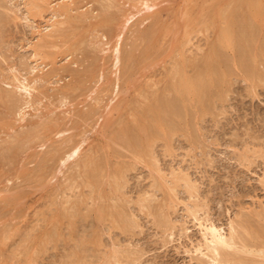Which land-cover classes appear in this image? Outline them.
<instances>
[{
	"label": "rangeland",
	"instance_id": "374dc122",
	"mask_svg": "<svg viewBox=\"0 0 264 264\" xmlns=\"http://www.w3.org/2000/svg\"><path fill=\"white\" fill-rule=\"evenodd\" d=\"M76 1L0 0V264H210L198 226L204 222L225 236L240 232L236 241L245 240L233 255L245 264H264V242L246 237L264 234V0ZM144 4L147 11H141ZM230 14L237 34L244 27L257 32L251 57L259 80L239 64L246 57L240 59L237 39L227 36ZM118 38L121 62L115 66ZM216 39L221 53L216 43L209 49ZM215 54L228 60L226 80L212 89L222 100L212 96L215 101L202 108L188 102L186 119L181 108L178 122L163 118L178 134L162 121L152 127L155 141L148 138L146 150L125 149L118 130L137 112L148 116L147 110L173 97L168 82L178 62L194 65L186 66L189 75L195 64L201 69L215 61ZM19 80L31 87L30 97L17 90ZM142 118L140 124H147ZM75 146L78 156L65 160ZM89 159L100 164L94 162L95 171L84 166Z\"/></svg>",
	"mask_w": 264,
	"mask_h": 264
},
{
	"label": "bare ground",
	"instance_id": "6f19581e",
	"mask_svg": "<svg viewBox=\"0 0 264 264\" xmlns=\"http://www.w3.org/2000/svg\"><path fill=\"white\" fill-rule=\"evenodd\" d=\"M78 1V0H77ZM76 1V2H77ZM104 1V0H103ZM244 1V0H243ZM83 2V1H82ZM93 2H95L94 0H93ZM105 2V1H104ZM104 2H102V3H104ZM95 3H97V2H95ZM241 3V5H244V4H242V2H240ZM244 3V2H243ZM99 4V3H98ZM100 5V4H99ZM237 6V5H236ZM258 6V5H257ZM238 7V6H237ZM243 7V6H242ZM241 7V8H242ZM249 7H252V6H249ZM255 7V6H254ZM253 7V8H254ZM259 7V9L261 10V8H260V6H258ZM257 7V8H258ZM150 7L149 6H147V5H145L144 4V6H143V9L141 10V11H147L148 9H149ZM232 9V11H234L233 9H235V8H231ZM243 9V8H242ZM256 9V8H255ZM104 10V9H103ZM237 10H238V8H237ZM236 10V11H237ZM246 10V9H245ZM257 10V9H256ZM256 10H254V11H256ZM260 10H257V11H260ZM98 11H102V9L101 10H98ZM236 11H234V12H236ZM239 11V10H238ZM238 11H237V13H238ZM241 11V10H240ZM244 11V10H243ZM242 11V12H243ZM250 11V10H249ZM257 11L255 12L256 14H257ZM140 12V11H139ZM234 12H232L231 14H234ZM229 13V12H228ZM227 13V14H228ZM262 13V12H261ZM231 14L230 15H228V25H227V27L229 28V30H230V32H229V30H227L226 28V25H225V29L227 30V32H229V34H227V36L229 37V39L231 38V36H232V39L233 38H235V39H237L236 40V44H235V46L239 49V53L241 52V54L243 55V57H241L240 59L242 60L244 57H246V58H244L245 60H244V62L243 63H240V62H242V61H239V64H241V65H243L241 68L243 69V71H249L251 74H249V75H251V78H254L255 77V74H256V64H257V62H256V59H255V57L253 58V57H251L252 55V53H251V51H252V47H254V46H256V45H254V43L256 44V41L257 40H259L258 38L257 39H255V37H256V35H257V32L255 33L254 32V29L253 28H251V27H248V29H246L244 26L246 25L245 23H243V22H240V24L242 25V24H245L244 26H242V27H244L242 30H240L239 31V34H240V38H242V39H239V34H237V27H236V22H234L235 20L234 19H231V20H229L230 19V17L232 18V16H231ZM263 14V13H262ZM84 15L85 14H83V16L82 17H84ZM238 15V14H237ZM242 14L240 13V16H241ZM245 14H243V16H244ZM258 15V14H257ZM132 16V15H131ZM130 16V18H127L126 20H127V22H129L134 16H132L131 17ZM222 16V15H221ZM239 16V17H240ZM242 16V17H243ZM247 16V15H246ZM254 16V15H253ZM76 17V16H75ZM78 17H80V16H78ZM103 17V16H102ZM105 17V16H104ZM103 17V18H104ZM225 17V16H224ZM242 17H240L239 19H240V21H241V18ZM256 17V16H255ZM258 17V16H257ZM70 18V17H69ZM254 17H252V19H253ZM78 19V18H77ZM77 19H76V23H77ZM106 19V17L104 18V20ZM237 19V18H236ZM243 19V18H242ZM246 19H247V17H246ZM251 19V18H250ZM259 19V18H258ZM72 20H74V19H72ZM244 20V19H243ZM256 20H257V18H256ZM260 20V19H259ZM224 21V20H223ZM236 21H238V20H236ZM246 21H248V19L246 20ZM100 22V21H99ZM104 22V21H103ZM102 22V23H103ZM74 24V23H73ZM105 24V23H104ZM107 24V23H106ZM264 24V23H263ZM75 25V24H74ZM80 25H81V22H80ZM249 25V24H248ZM262 25V24H261ZM72 26V25H71ZM238 26H239V24H238ZM263 26V25H262ZM155 27H157V26H155ZM247 27V26H246ZM240 28H241V26H240ZM257 28V27H256ZM231 29H236V31L235 30H233V31H231ZM239 29V28H238ZM244 29H245V33L246 34H243L244 33ZM250 29H252L253 30V32H254V34H255V36L253 37V32L250 30ZM264 29V28H263ZM62 30V29H61ZM224 30V29H223ZM249 30V31H248ZM256 30H258V29H256ZM58 31V30H57ZM248 31V32H247ZM59 32V31H58ZM58 32H56L57 34H59ZM232 32H233V34H232ZM235 32V33H234ZM261 32V31H260ZM60 33H61V31H60ZM64 33H65V31H64ZM54 34V33H53ZM57 34H55L53 37H55ZM63 34V33H62ZM62 34H60V36H62ZM234 34H236V36H237V38H236V36L234 35ZM259 34V33H258ZM144 35V34H143ZM142 35V36H143ZM58 36V35H57ZM225 36V35H224ZM235 36V37H234ZM245 36H247V38H245L244 39V37ZM259 36V35H258ZM59 37V36H58ZM222 37V36H221ZM220 37V38H221ZM226 37V36H225ZM143 38H144V36H143ZM220 38H219V40H220ZM253 38H254V40H253ZM142 39V38H141ZM149 39V38H148ZM227 39V41H228V38H226ZM239 39V40H238ZM244 39V40H243ZM45 40V39H44ZM224 39L222 38V42H223V45H225L226 43L223 41ZM256 40V41H255ZM42 41V40H41ZM46 41H48V39L46 40ZM120 38H118V41L117 42H115L116 44H115V46L112 48L113 49V51H112V53L114 54V60H115V66H117V64L118 63H120L121 61H120V59H119V54H120ZM140 41V40H139ZM142 41V40H141ZM147 41V43L149 42L148 40H146ZM145 41V42H146ZM151 39H150V43H151ZM263 41V40H262ZM261 39H260V44H262L261 42ZM49 42H51V40L49 41ZM48 42V43H49ZM219 42V41H218ZM218 42H217V39H216V41L215 42H212V43H210V51H212L213 50V48L214 47H212V50H211V45L213 44V43H216V44H218ZM222 42L220 43V44H218L217 46H219L218 48H219V50H220V53H221V50L222 49H220V45L222 44ZM229 42H230V40H229ZM40 43V42H39ZM46 42H44V44H45ZM141 43V42H140ZM144 43V42H143ZM225 43V44H224ZM232 43H233V40H232ZM149 44V43H148ZM216 44H214V45H216ZM264 44V43H263ZM262 44V45H263ZM42 45V44H41ZM213 45V46H214ZM259 45V44H258ZM143 46H145V45H142V47ZM149 46V45H148ZM147 46V47H148ZM153 46V45H152ZM216 46V47H217ZM226 47H227V45H225ZM234 46V45H233ZM259 46H261V45H259ZM139 47V46H138ZM228 47H232V44H231V46L229 45ZM258 47V46H257ZM152 48V47H151ZM207 48V49H208ZM217 48V49H218ZM233 48V47H232ZM235 48V47H234ZM142 49V48H141ZM216 49V50H217ZM236 49V48H235ZM256 49V48H255ZM261 49L263 50V48L261 47ZM225 50V49H224ZM258 50V49H257ZM143 51H144V49H143ZM146 51V50H145ZM214 51V50H213ZM261 51V50H260ZM128 52V51H127ZM131 52V51H130ZM134 52V51H133ZM146 52H149V51H146ZM208 52V51H207ZM226 52V51H225ZM236 52V51H235ZM237 52H238V50H237ZM253 52V55L256 53V50H255V52H254V50L252 51ZM263 52V51H262ZM214 53V52H213ZM215 53H216V51H215ZM258 51H257V55H258ZM264 53V52H263ZM262 53V54H263ZM129 54V53H128ZM212 54V53H211ZM241 54H240V56H241ZM261 54V53H260ZM210 55V54H209ZM221 55H223V54H221ZM221 55L218 57L216 54L215 55H213L214 57H216V58H214L215 59V61H214V63L212 64V62L213 61H211V62H207L206 63V65H205V67L204 68H201V69H198L199 68V66H198V64L196 65L195 64V68H197V69H195V70H192V71H190V73L191 74H189V75H187V73H186V66H188L189 68H190V66H192L191 68H193L194 67V65L192 64V63H190V64H187L186 66H184L183 67V65L180 63V62H178V64H177V66H175L174 68H173V73L172 74H170L171 75V81L170 82H168L169 84H171V85H168V86H171L170 88H169V92L168 91H166V87H163V88H165V92H168V93H170V92H172V95H171V97L172 98H165V100L163 99L164 97H160L158 94V96L160 97V98H162L161 100L163 101H161L162 103H161V105L160 106H158V107H156V108H158L157 110H153V112L151 111H149V110H147L148 112H150V114L147 112V114H148V116H145L144 115V120H146L147 121V124H145V123H142V124H140V118H142V117H140V115H143L142 114V112H140V114H139V112H137V114H135V115H133V117L135 116V118H133L134 120H130L129 121V123H124L123 122V124H122V127H121V129H119L118 130V132H117V137H119V139L120 140H122V142L126 145V147H125V149L127 148V146L128 147H131V149L133 148L135 151H137V152H140V151H142V150H146V148L147 147H145V146H143L144 145V143H145V141H147L148 142V138L150 139V137H151V135H152V127L154 128V124H156V123H159V124H161V122L162 121H164L163 120V118H165V117H167V118H169L170 119V117H176L175 119L177 120V117L179 118V117H182V115L184 114V112H185V115H184V118L186 119V115H187V113H189V112H187V104H188V102H189V104H191L192 105V102L193 101H195L196 103H194V105L196 104L197 106H199V107H203L204 105H205V103H208V102H210V98L213 96L214 98H216V96H217V101H220L219 100V98L222 100V96H220L219 94V96L220 97H218V95H216V92L218 91V87H220V86H218L217 87V84L219 83H221L222 82V78H224L223 76L225 75H227L228 73H226L225 74V72H226V69L228 68L227 66H226V63H227V59H225V57H227L226 56V54H225V57H221ZM238 55V54H237ZM246 55V56H245ZM250 56V57H247V56ZM122 56V55H121ZM131 56V55H130ZM129 55H128V57H130ZM182 56V55H181ZM181 56H180V60H181ZM206 56V55H205ZM213 56H211L212 57V59H213ZM255 56H256V54H255ZM208 57V56H207ZM207 57H204L205 59L207 58ZM232 57V56H231ZM91 58H92V56H91ZM183 58V57H182ZM249 58V59H248ZM251 58V59H250ZM129 59V58H128ZM144 59V58H143ZM186 59V58H185ZM204 59V60H205ZM211 59V60H212ZM130 60V59H129ZM179 60V61H180ZM184 60V59H183ZM183 60H181V61H183ZM204 60H203V62H204ZM207 60H209L210 61V57H208L207 58ZM237 60L238 59H236V62H237ZM249 60V61H248ZM120 61V62H119ZM188 61H191L190 59H188ZM260 61H263L262 59L260 60ZM192 62V61H191ZM222 62H225V68H223L222 69V66H221V64L220 63H222ZM175 64H173V65H176V62H174ZM181 65H180V64ZM184 63H186V62H183V64ZM205 63V62H204ZM139 64H140V62H139ZM138 64V65H139ZM192 64V65H191ZM201 64H203V63H201ZM179 65V66H178ZM185 65V64H184ZM200 65V64H199ZM223 65V64H222ZM90 66V65H89ZM91 67H92V65H91ZM93 68V67H92ZM137 68V67H136ZM188 68V69H189ZM259 68H260V66H259ZM259 68H257L258 70H259ZM86 69H87V67H86ZM122 69V68H121ZM261 69H262V67H261ZM90 70V69H89ZM89 70H88V73H89ZM93 70H94V68H93ZM92 70V71H93ZM225 70V71H224ZM87 71V70H86ZM233 71H234V69H233ZM82 72V71H81ZM81 72H80V74H81ZM83 72H85V71H83ZM94 72V71H93ZM76 73V72H75ZM74 73V74H75ZM91 73V72H90ZM233 73V72H232ZM242 73V72H241ZM69 74V73H68ZM71 74V73H70ZM77 74V73H76ZM84 74V73H83ZM243 74V73H242ZM89 74H87V77L89 78V76H88ZM244 75V74H243ZM247 75V74H246ZM258 75H260L259 73H258ZM81 76V75H80ZM127 76V75H126ZM256 76H257V74H256ZM261 76V75H260ZM260 76H258V77H260ZM193 77L197 80V82H196V80L194 81L193 80ZM262 77V76H261ZM79 78V77H78ZM86 78V77H85ZM123 78V77H122ZM168 78H169V76H168ZM248 78H250V77H248ZM250 78V79H251ZM81 78H79V80H80ZM248 79L249 81H251V80H253V79ZM255 80H259V79H257V77H255L254 78ZM263 79V78H262ZM77 80V79H76ZM75 80V81H76ZM224 80H226V78H224ZM22 81V80H21ZM20 80L18 81L19 82V85H18V87H17V90H19L20 92H25V94H27V95H29V97H30V89H31V87L30 86H28L27 84H25L24 82H21ZM78 81V80H77ZM76 83V82H75ZM167 83V82H166ZM196 83V84H195ZM258 83V82H257ZM226 83H224V85H225ZM254 84H256V82L254 83ZM75 85H78V84H75ZM81 85V84H80ZM253 85V84H252ZM158 86V85H157ZM156 86V87H157ZM223 86V85H222ZM254 86V85H253ZM16 87V86H15ZM73 88V87H72ZM217 88V89H216ZM221 88V87H220ZM71 89V88H70ZM140 89V88H139ZM212 89H215L216 90V92L215 93H213L212 94ZM224 89V88H223ZM65 90V89H64ZM220 90V89H219ZM149 91V90H148ZM71 92V91H70ZM162 92V91H161ZM160 92V93H161ZM164 92V93H165ZM137 93H139V92H137ZM151 93V92H150ZM220 93H221V91H220ZM2 94V93H1ZM8 94H10V96H11V91H10V93H8ZM166 94V93H165ZM26 95V96H27ZM156 95V94H155ZM167 95V94H166ZM188 95H189V98H188V100H187V97H188ZM1 96V95H0ZM4 96V95H3ZM14 96H15V94H14ZM13 95H12V97H14ZM25 96V97H26ZM158 96H156L157 98H158ZM169 96V95H168ZM137 97H139V96H137ZM149 97V96H148ZM153 97H155V96H153ZM191 97V98H190ZM14 98H16V97H14ZM140 98V97H139ZM159 98V99H160ZM180 98V99H179ZM8 99V98H7ZM6 99V100H7ZM12 99V98H11ZM10 98L8 99V100H11ZM17 99V98H16ZM141 99V98H140ZM13 100V99H12ZM11 100V101H12ZM157 99L155 98V100L153 99V101H155V103H156V105H157V101H156ZM180 100V101H179ZM215 101V99H213V98H211V101ZM1 101H3V99L1 100ZM150 101H151V99L149 100V103H150ZM179 101V102H178ZM216 101V102H217ZM15 101L13 100V102L12 103H14ZM136 102V101H135ZM138 102V101H137ZM143 102V101H142ZM191 102V103H190ZM1 103V102H0ZM4 103H5V101H4ZM3 103V104H4ZM11 103V104H12ZM16 103V102H15ZM18 103V102H17ZM123 103V102H122ZM158 103H160V102H158ZM181 103V104H180ZM213 103H215V102H213ZM6 104V103H5ZM11 104H10V106H11ZM121 104V103H120ZM125 104V103H124ZM123 104V105H124ZM128 104V103H127ZM153 104H154V102H153ZM152 104V105H153ZM208 104H211V102L210 103H208ZM2 105V104H1ZM8 105V104H7ZM15 105V104H14ZM122 105V104H121ZM120 105V106H121ZM155 105V106H156ZM180 105H181V107H180ZM214 105V104H213ZM212 105V106H213ZM117 106V105H116ZM130 106V105H129ZM149 106H150V104H149ZM148 106V107H149ZM188 106H190V105H188ZM208 106V105H207ZM207 106H206V108H207ZM211 106V107H212ZM123 107V106H122ZM121 107V108H122ZM144 107V106H143ZM147 106H146V108L145 109H147L148 108ZM151 107V106H150ZM205 107V106H204ZM14 108V107H13ZM131 108V107H130ZM180 108H181V110H184V112L183 111H180ZM205 108V110H207ZM213 109H214V107H212ZM212 108H210L209 107V109L208 110H210V109H212ZM149 109V108H148ZM150 109H152V108H150ZM193 109H195V107L193 108ZM192 109V110H193ZM197 109V108H196ZM204 109V108H203ZM126 110V109H125ZM143 110V109H142ZM204 110V111H205ZM207 110V111H208ZM114 111V110H113ZM130 111V110H129ZM212 111V110H211ZM89 112H90V110H89ZM144 112V111H143ZM145 112H146V110H145ZM182 113V115H181V113ZM88 113V112H87ZM134 113V112H133ZM209 113V112H208ZM211 113V112H210ZM116 114V113H115ZM121 114V113H120ZM139 114V115H138ZM22 115V114H21ZM109 115H111V114H109ZM125 115V114H124ZM199 115H201V113L199 114ZM127 116H129V115H127ZM188 116V115H187ZM191 116V115H190ZM202 116H204V114L202 115ZM112 117H114V116H112ZM200 117V116H199ZM118 118V117H117ZM128 118V117H127ZM143 118H142V121H143ZM23 119V118H22ZM109 119V118H108ZM130 119V118H129ZM185 119L184 120H182L183 122H186L185 121ZM195 119V118H194ZM111 120V119H110ZM191 120V119H190ZM189 120V121H190ZM196 120V119H195ZM112 121V120H111ZM123 121V119L122 120H120V122H122ZM127 121V120H126ZM171 121H175L174 119L173 120H171ZM104 122H106V120L104 121ZM132 122V123H131ZM143 122H145V121H143ZM165 122V124H166V121H164ZM163 122V123H164ZM169 122V121H168ZM177 122H178V120H177ZM117 123H118V121H117ZM188 123V122H187ZM169 124L171 125L169 128H168V126H169ZM190 124V123H189ZM119 125V124H118ZM164 125V124H163ZM172 125L173 124H171V122H169L168 124H166V129L168 128L169 129V131H173L174 130V134H176L177 132H175L176 131V129L174 128V126H173V128L174 129H170L171 127H172ZM43 126H47L48 127V125H43ZM116 126V125H115ZM159 126V125H158ZM52 127V126H51ZM189 127H190V125H189ZM34 128H35V126H34ZM39 128V127H38ZM37 128V129H38ZM42 129H43V127H41ZM117 128H120V127H116V129ZM159 128H160V126H159ZM177 128V127H176ZM36 129V128H35ZM162 129V128H161ZM46 130H47V128H46ZM163 130H164V128H163ZM162 130V131H163ZM179 130V129H178ZM190 130V129H189ZM35 131V130H34ZM38 130H36L35 132H37ZM109 131V130H108ZM143 131V135H144V137H142V134L140 135V132H142ZM155 131V130H154ZM160 131V130H159ZM183 131V130H182ZM161 132V131H160ZM167 133V132H166ZM172 133V132H171ZM180 133V132H179ZM185 133V132H184ZM186 133H187V131H186ZM193 133V132H192ZM25 134V133H24ZM153 134H155V133H153ZM159 133H157V135H158ZM165 133L163 132V135H164ZM178 134V133H177ZM25 135H27V134H25ZM109 135H111V134H109ZM161 135V133L159 134V136ZM163 135H161V137L163 136ZM166 135V134H165ZM172 135V134H171ZM170 135V136H171ZM184 135V134H183ZM186 135V134H185ZM190 135H191V133H190ZM193 135V134H192ZM20 137H22L21 135H19ZM19 136H17V137H19ZM29 136H31V135H29ZM29 136H27V137H29ZM114 136H115V134H114ZM167 136V135H166ZM165 136V137H166ZM169 136V137H170ZM140 137V138H139ZM155 137V136H154ZM189 137V136H188ZM110 138H112V137H110ZM115 138V137H114ZM114 138H112L113 140H114ZM152 138V137H151ZM164 138V137H163ZM17 139V138H16ZM23 140H21V138H20V142H22V141H24V138H22ZM111 139V140H112ZM15 140V139H14ZM14 140H12V141H14ZM25 140H26V138H25ZM151 140H154L153 138L151 139ZM163 140V139H162ZM191 140H193V139H191ZM190 140V141H191ZM155 141V140H154ZM153 141V142H154ZM166 141V140H165ZM11 142V141H10ZM20 142H18L17 143V146L16 147H18V145L19 146H21L20 145ZM121 142V143H122ZM152 142V143H153ZM16 143V142H15ZM22 143H24V142H22ZM166 143H167V141H166ZM117 144V143H116ZM120 144V143H119ZM8 145V143L6 144V146ZM10 145V144H9ZM11 145H12V143H11ZM9 146V147H12V146ZM147 145V144H146ZM78 146V145H77ZM124 146V145H123ZM152 146V145H151ZM8 146H7V148L6 149H9V151L11 150V148H9ZM22 147H24L23 145H22ZM76 147V146H75ZM21 148V147H20ZM1 149H3V145H2V147H1ZM56 149H58L59 150V148H56ZM124 149V150H125ZM13 150V149H12ZM52 150H54L55 151V149H52ZM58 150H56V151H58ZM5 151V150H4ZM21 151V150H20ZM54 151H52V152H54ZM80 150H79V148H75V149H73L72 151H71V153L69 154V155H67V157H66V159L65 160H69V159H73L75 156L77 157L78 156V152H79ZM101 151V150H100ZM100 151H98V154L100 153ZM126 151H128V150H126ZM132 151V150H131ZM12 152V151H11ZM50 153H51V151H49ZM136 152V153H137ZM1 153V152H0ZM19 153V151L16 153V154H18ZM59 152H57L56 154H58ZM132 153V152H131ZM3 154V153H2ZM6 154V153H5ZM93 154H94V152H93ZM1 155V154H0ZM13 155H15V154H13ZM52 155H53V153H52ZM92 155V154H91ZM12 156V155H11ZM46 156V155H45ZM45 156H44V158H45ZM58 156V155H57ZM90 156V155H89ZM93 156V155H92ZM97 156H99V155H97ZM15 157V156H14ZM48 157H50V155L48 156ZM48 157H47V159H48ZM54 157V156H53ZM141 157V156H140ZM1 158V157H0ZM5 158V157H4ZM51 158V157H50ZM88 158V157H87ZM90 158V157H89ZM93 158H95V157H93ZM101 158V157H100ZM10 160H12V158H9ZM46 159V158H45ZM46 159V160H47ZM83 159H85V158H83ZM52 160V159H51ZM65 160H63V162H65ZM88 160V159H87ZM93 160V159H92ZM90 161V159H89V161L85 164L84 163V166L87 168V169H90L89 171H91V170H93V166H95V165H98L99 163H96V161H94L95 162V165H94V162L93 161ZM96 160V159H95ZM1 161V160H0ZM13 161V160H12ZM47 161H49L50 162V160H47ZM86 161V160H85ZM108 161V160H107ZM11 162V161H10ZM84 162V161H83ZM82 161H81V165L80 166H83V163ZM102 162H103V160H102ZM101 161H100V163H102ZM3 163H4V161H3ZM2 162H1V164H3ZM7 163H8V160H7ZM92 163H93V165H92ZM43 164H44V161H43ZM46 164H47V162H46ZM79 164V163H78ZM4 165V164H3ZM45 165V164H44ZM43 165V166H44ZM92 165V166H91ZM100 165V164H99ZM42 166V165H41ZM114 166V165H113ZM92 167V168H91ZM96 167V166H95ZM99 167H101V166H99ZM98 167V168H99ZM107 167V166H106ZM105 167V168H106ZM83 167H81V169H82ZM97 168V167H96ZM96 168H94V169H96ZM104 168V166L102 167V169ZM111 168V167H110ZM113 168V167H112ZM119 167H117V169H118ZM1 169V168H0ZM42 169V168H41ZM80 169V170H81ZM101 170V168L99 169V171ZM104 170V169H103ZM103 170H101V171H103ZM40 171V170H39ZM93 171H95V170H93ZM97 171H98V169H97ZM98 171V172H99ZM115 171V170H114ZM119 171H121V169L119 170ZM92 172V171H91ZM95 174V173H94ZM91 175V174H90ZM102 175V174H101ZM109 175H110V173H109ZM115 176V175H114ZM117 176V175H116ZM115 176V177H116ZM93 177H95V175L93 176ZM105 177V176H104ZM109 177H111V175L109 176ZM113 178V177H112ZM110 179V178H109ZM116 179V178H115ZM114 179V180H115ZM118 176H117V181L116 182H118ZM105 180V179H104ZM107 180H108V178H107ZM114 180H111V181H113L112 183H114V185H116L117 183H115L114 182ZM88 181V180H87ZM110 181V180H109ZM108 181V182H109ZM85 182V181H84ZM89 182V181H88ZM88 182H86V183H88ZM91 182V181H90ZM93 182V181H92ZM91 182V183H92ZM97 182V181H96ZM105 182H107V181H105ZM97 183H99V181L97 182ZM89 184V183H88ZM93 184V183H92ZM91 185V184H90ZM100 185V184H99ZM111 185V184H110ZM159 185V184H158ZM162 185V184H161ZM161 185H159V186H161ZM113 186V185H112ZM165 186V185H164ZM168 186V185H167ZM115 187H117V186H115ZM99 188V187H98ZM98 188H96L95 190H97ZM110 188V187H109ZM112 188H114V187H112ZM94 189V188H93ZM169 189V188H168ZM100 191V190H99ZM113 191H114V189H113ZM115 191H116V189H115ZM114 191V192H115ZM92 192H94V191H92ZM112 193V192H111ZM111 197H112V195H111ZM8 202H10V201H8ZM148 202V201H147ZM113 204H114V202H113ZM115 204H116V202H115ZM1 206V205H0ZM74 206H75V204H74ZM74 206H73V208H74ZM111 206V205H110ZM154 206V205H153ZM4 207V206H3ZM112 207V206H111ZM116 207V206H115ZM151 207V206H150ZM153 208V207H152ZM109 209V208H108ZM113 210H114V208H113ZM116 210V209H115ZM117 210H118V208H117ZM117 210H116V213H117ZM121 211V210H120ZM119 211V212H120ZM64 212V211H63ZM109 212V211H108ZM111 212H113V211H111ZM121 213H122V211H121ZM120 213V214H121ZM68 213H65V215H67ZM101 214V213H100ZM112 214V213H111ZM119 214V215H120ZM1 215V214H0ZM259 215V214H258ZM261 215V214H260ZM108 217H109V213H108V215H107ZM111 216V215H110ZM121 216V215H120ZM124 216V215H123ZM262 216V215H261ZM260 216V217H261ZM68 217V216H67ZM112 217H113V215H112ZM122 217V216H121ZM123 218V217H122ZM122 218H116L117 220L116 221H118L119 219H122ZM252 218V217H251ZM250 218V219H251ZM124 220V218L122 219V222H121V224L123 223V225L125 224V222L123 221ZM114 221H115V219L113 220V223H114ZM119 221H121V220H119ZM246 222V221H245ZM249 222V220L246 222V224ZM252 222H254L253 220H252ZM205 223V222H204ZM204 223H199V229L201 230V233H202V236H203V239L202 240H204L203 242V245H202V248L204 247L205 248V252H207L206 254L205 253H203L204 255H207L208 257H206V259L207 260H211V262H209L210 264L212 263V264H245L244 262H243V260H242V258H241V256H239L240 258H236L233 254H235V250H232V249H239V247L238 246H236V243H238V242H241V241H244L245 239H243V240H240V241H236V240H238V237H241V238H243L242 236H239L240 234L239 233H237L236 232V230L234 231V233L236 232L237 234V237H235L236 235L233 233H231L230 231V235H229V233H228V236H225L222 232H221V229L220 228H218V227H216L215 225H213V224H207V222H206V224H204ZM255 223V222H254ZM254 223H252L251 225H253ZM116 224H120V223H116ZM245 224V225H246ZM260 224V223H259ZM256 225H258V224H256ZM122 226V225H121ZM72 227V226H71ZM119 227V226H118ZM125 227V226H124ZM243 227H244V225H243ZM242 227V228H243ZM252 227V226H251ZM254 227H255V225H254ZM258 227H259V225H258ZM257 227V228H258ZM247 228H249V224H248V227ZM231 229V228H230ZM245 229H246V227H245ZM258 229H261V227H259ZM255 230V229H254ZM232 231V230H231ZM245 231V230H244ZM247 231H249V230H247ZM255 232V231H254ZM243 233V232H242ZM248 232H246V237L249 235V236H251V239H252V237L254 236L255 238H259V239H255L254 237H253V241H256V242H253V243H259V244H262L263 242H264V240H262L263 238H264V234H263V238H261V236L259 235V236H255V235H257V234H259V232L257 231V233L254 235H252V234H250V232H249V234H247ZM262 233V232H261ZM245 233H243V235H244ZM0 235H2V234H0ZM235 235V236H234ZM50 236V235H49ZM245 237V236H244ZM50 238V237H49ZM249 239H250V237H249ZM248 239V240H249ZM250 239V240H251ZM261 239V240H260ZM258 240V241H257ZM260 241H262V243H260ZM26 242V241H25ZM30 243V242H29ZM253 243L251 244V245H253ZM254 244V245H255ZM264 244V243H263ZM262 244V245H263ZM26 245V244H25ZM25 245H24V247H25ZM237 245H240V244H237ZM28 246V245H27ZM247 246V245H246ZM245 246V247H246ZM24 247H22L23 249H24ZM236 247V248H235ZM238 247V248H237ZM248 247V246H247ZM246 247V248H247ZM256 247H257V245H256ZM260 247H262V246H259V247H257V248H260ZM21 248V249H22ZM26 248V247H25ZM199 248V247H198ZM242 248H244V245H243V247H241V249ZM264 248V247H263ZM19 249V248H18ZM241 249L240 250H238V252L240 251L241 253H243L244 251H246V250H244L243 252L241 251ZM200 250H201V247L199 248V252H200ZM231 250H232V252H231ZM20 252H21V250H19ZM23 251V250H22ZM27 251H28V249H27ZM197 252V251H196ZM203 252V251H202ZM202 252H200V253H202ZM228 252H231V253H228ZM237 252V251H236ZM23 253H24V251H23ZM26 253L27 252H25V254L24 255H26ZM30 254V253H29ZM31 255V254H30ZM235 255H237V254H235ZM28 256V255H27ZM32 256V255H31ZM202 256V255H201ZM202 258V257H201ZM203 258H205V256L203 257ZM244 259H246V258H244ZM200 261V260H199ZM234 261V262H233ZM244 261H246V260H244ZM203 262L204 261H200V263L201 264H203ZM236 262V263H235ZM247 262V261H246ZM197 264H199L198 262H197ZM204 264H205V262H204Z\"/></svg>",
	"mask_w": 264,
	"mask_h": 264
}]
</instances>
